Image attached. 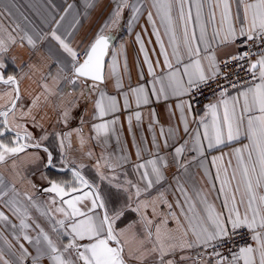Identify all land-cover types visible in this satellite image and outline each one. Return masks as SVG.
Segmentation results:
<instances>
[{
    "label": "snow or ice",
    "instance_id": "snow-or-ice-1",
    "mask_svg": "<svg viewBox=\"0 0 264 264\" xmlns=\"http://www.w3.org/2000/svg\"><path fill=\"white\" fill-rule=\"evenodd\" d=\"M115 2L116 7L109 19L91 38L81 40L75 46L74 33L81 23L78 14L67 28L62 23L74 10L72 3H68L58 14L59 19L56 18L57 14L49 13L48 31L38 29L31 22L22 27L15 20L12 21L14 27L9 31L0 21V84L7 89L0 95V99L7 97V101L0 104V164L11 158L12 167L15 168L16 158L21 154L33 155L39 160L38 152L43 151L47 154L46 166L55 167L53 153L42 143L48 139V133L37 138L29 130L27 122L30 119L34 128L42 127L36 122L32 110L38 107L45 93L60 97L71 94L59 87L61 80L71 85L73 90L82 84L81 96L85 92L89 97L95 94L92 119L101 122L92 123L95 135L91 138L102 141L105 147L108 137L115 132L117 120L104 118L120 111L118 95L123 97L124 109L130 108L132 101L139 108L148 105L152 97L157 100L175 97L183 132L189 138L179 143L177 129L169 127L165 133L161 127L164 147L173 149L171 164L183 169L185 174L188 168V163L183 159L185 152L192 151L206 159L208 150L220 151L219 156L212 157V165L216 168L215 181L219 183L218 189L215 182L211 185L210 191L215 192V198L210 199L209 191L197 186L191 177L181 182L177 176L174 204L168 201L167 189L161 190L157 186L166 179L165 169L170 167V162L166 156L160 155V144L153 134L154 151L136 145L138 163L134 169L143 187L130 180L125 181L127 187L115 184L118 190L130 194L124 206L110 209L100 186L82 174L85 165L76 160L68 161L65 141H68L67 148H70L72 133L57 132L54 135L59 140L63 157L61 163L71 177H45L48 186L43 192L48 195L47 200L41 202L27 192L22 194L14 184L9 185L0 177V205L18 220V224L13 223L4 210H0V221L14 231L19 229L17 241L22 238L35 248L33 256L20 243L17 255L12 251V244L5 239L15 258H6L4 251L0 250V264H25L29 258L31 264H42L44 259L49 264H146L150 259L152 264H177L174 259L166 258L187 249H203L196 253V257H203L204 264H264V0ZM87 6L93 8L95 5L90 0ZM125 8H130L132 12L129 28L147 12L151 35L158 45V53L155 48L152 49V54L156 56L153 61L145 41L139 33L136 34L143 64L151 78L150 89L146 87L148 81L136 86L129 85L125 89L123 76L118 70L117 54L110 50L112 35L109 29L119 24ZM17 11L15 0H0V16L7 13L11 17ZM23 19L27 21L26 17ZM14 32L19 35L21 47L26 42L34 51L47 42V54L55 58L54 64L58 69L57 74L53 75L52 65L48 66V73L42 76L43 92L32 98L26 111L19 80L15 75H4L5 55L17 43ZM238 40L241 43L237 48L243 47L245 51L228 53L224 59L218 58L217 49L234 45ZM148 43H152L151 39ZM254 48L258 50L254 51ZM109 55L111 63L106 62ZM230 64H234L235 68H230ZM28 67L37 68L35 64ZM241 69L246 79L240 78L238 70ZM123 71L130 78L126 57ZM139 75L140 79H144L142 71ZM230 75L237 77L236 83L228 79ZM49 78L53 87L47 82ZM109 78L114 80L117 95L109 94L106 87H102ZM206 88H210L216 100L205 104L202 114H193L196 97L202 95ZM232 89H235V95ZM77 105L78 101H73L71 107ZM189 115L196 124L191 130ZM134 116L137 122L141 121L140 111H136ZM70 117L71 109L66 108L61 120L66 125ZM132 118L128 116L130 128ZM153 121L159 122L155 113ZM74 131L83 147L82 128ZM6 132L14 135L4 139ZM237 144L240 146H235ZM228 147H231V152L226 154L223 149ZM29 149L36 151L29 153ZM142 151L148 154V159L142 158ZM85 155L90 158L93 152L90 150ZM225 155L229 157L227 161ZM100 159H104L103 155ZM205 159L199 160V167H204ZM117 160L122 166L129 162V157L121 155ZM96 167L101 181L108 179L111 183L117 179L116 176L108 178L99 172V160ZM109 167L115 168L114 165ZM205 175H208L207 171ZM32 187L35 188V185ZM132 189L134 193H131ZM153 189H156V195L148 198ZM142 196L145 199H141ZM216 200H220V208H217ZM161 205L167 209L166 212L160 211ZM31 209L47 218L50 231L33 219ZM149 209L151 216L148 215ZM128 211L135 212L139 220L118 229L116 222ZM170 223L174 226L170 227ZM33 228L36 230L35 236L30 234ZM245 234L250 235L254 243H235L237 236ZM225 249L228 255L224 254ZM188 259L193 258L180 257L181 261Z\"/></svg>",
    "mask_w": 264,
    "mask_h": 264
},
{
    "label": "crops",
    "instance_id": "crops-1",
    "mask_svg": "<svg viewBox=\"0 0 264 264\" xmlns=\"http://www.w3.org/2000/svg\"><path fill=\"white\" fill-rule=\"evenodd\" d=\"M16 6L19 11L11 17L5 13L0 16V21H2L3 26L9 31L14 27L12 23L15 20L20 23L21 26H25L27 22H31L38 29H43L44 31L50 30L49 21L51 19L49 13L57 14V19H59V13H62L64 7L68 3L75 5V8L63 21V26L67 28L72 22L73 17L78 14V18L81 23L78 25V31L74 33L75 39L73 40V46L79 43L81 40H87L93 36V34L109 19L112 10L116 7L115 0H91L95 5L93 8H89L87 5L90 0H15ZM130 4L137 3V0H129ZM53 6H55L53 8ZM22 14V15H21ZM132 12L130 8H125L122 14V18L118 25H113L110 27L109 32L112 35V41L110 45V50L117 54L118 70L123 76L125 89L129 85L136 86L138 83H145L146 87L151 88L150 77L147 74V67L143 64V54L139 52V45L136 42V34L139 33L142 39L145 41L146 47L149 49V55L155 61L156 56L152 54V49L155 48L158 53V45L155 44V37L151 35L152 28L147 21V12L137 20L132 28H129L128 21L131 19ZM26 17L27 21L23 18ZM63 30V29H62ZM146 30V31H145ZM17 36V43L12 45L9 51L5 55L6 68L4 70L5 77L7 75H15L19 80V87L21 95L23 97L24 110L26 111L31 105V100L37 94L43 92L41 84L44 82L42 76L46 75L49 71V65H52L51 72L53 75L57 74V67L54 64V57H49L47 54V42L40 44L37 50H33L30 46L24 42V46L21 47L19 35L13 33ZM151 39L152 43H148ZM236 44L231 46H226L217 49V56L219 59H224L226 54L235 53L237 51ZM125 57L127 59L129 75L124 74L123 66L125 62ZM13 58H15L13 62ZM162 62V57L160 58ZM106 62L111 63V55L106 58ZM29 64H35L36 69H31L28 67ZM143 72L144 79H140V73ZM159 71V69H157ZM63 74H61L62 76ZM49 86L53 87L52 81L49 78ZM59 87L65 89L70 95H65L60 97L59 95H49L45 93L42 95L39 101V105L33 108L32 113L36 118V122L42 127H33L32 122L29 119L27 126L29 130L32 131L37 138L43 135L45 132L48 133V139L42 143L49 148L53 153L55 167L46 166L47 154L43 151H39V160L36 157L28 154H21V157L16 158L17 165L15 168L12 167V159H8L6 163L0 164V177H3L4 181L9 185L14 184L16 189L22 194L27 192L33 196L37 201H45L48 199V195L43 192V189L48 186V177L50 179H70L71 173L67 168L62 166V155L59 147V140L54 135V133H65L71 132L70 137L71 147L67 148L68 141H65L66 153L68 161L76 160L77 163H82L85 167L82 169V174L100 186V191L105 197L108 207L119 208L124 206L128 202V196L130 193H126L123 190H118L114 185L121 184L124 187L128 185L125 184L126 180H130L135 184H140L139 177L134 169V165L138 163L136 157V145H141L142 147H147L149 150L154 151L152 148V136L155 134L158 143L160 144V155H164L168 158L170 162V167L165 169L166 179L157 186L159 189H167L166 196L169 202L174 204L176 196L173 194L175 190V177L179 176L181 182L189 177L195 181L196 185L203 188L205 191H209L210 199L215 198V192H211L212 183H216V188H219V183L215 181L216 168L212 165V157L219 156L221 154L218 150H208L206 153V159L198 156L197 153L192 151H187L184 154V161L188 163L187 174H185L183 169H178L175 164H171V153L173 149L171 147H164V139L160 135L161 127L164 128L165 133L167 129L172 127L178 130L179 143H183L185 139H188V135L183 132V125L180 123V113L176 109L175 105L178 100L175 97H170L168 100L161 98L157 100L152 97L150 103L145 106L137 108L134 101L131 102V107L124 109L123 107V97L118 95V101L120 104V111L114 114L106 116L105 120L116 119L117 123L114 125L115 132L110 134L108 137L107 146H103V142H97L92 139L95 134L92 131L91 125L94 122L92 119L93 115V101L96 99L95 94L91 97L85 92L83 96L80 95L83 90V85H78L75 90H73L71 85H68L64 80H61ZM106 90L111 95H117V90L114 87V80L109 78L106 85ZM7 89L4 85L0 84V95L3 94ZM235 95V90L232 91ZM47 96V99H45ZM131 99V98H130ZM216 100V99H215ZM213 100V102L215 101ZM7 101V97L0 99V104H4ZM73 101H78V105L74 108L71 107ZM205 105V104H204ZM204 105L195 106L193 104V114H202ZM71 109V117L65 125L61 120V114L66 109ZM136 111H140L142 119L137 122L134 116ZM153 113H155L158 118V123L153 121ZM132 116L131 128L129 127L128 116ZM81 117H83V123H81ZM189 129H194L196 124L193 123L192 116L189 115ZM151 124V128H150ZM77 128H82V135L84 137L85 143L81 147L79 142V137L74 131ZM202 131V129H201ZM14 134L11 132H6L4 139L12 137ZM246 143V141H244ZM171 143V141L169 142ZM206 146V142H205ZM235 146H240L239 144ZM92 151L93 155L89 158L85 155L88 151ZM29 153L36 151L33 149L28 150ZM224 153H230L231 147L224 148ZM103 155L104 159H100ZM121 155H127L129 157V162L124 163L122 166L118 164L117 158ZM143 159H148L149 156L146 152L141 153ZM228 156L225 155V161L228 160ZM205 159L204 167H199V160ZM97 160L100 161L99 172L103 173L106 177L111 178L116 176L117 179L109 183V180L101 181L97 171ZM107 161V163L105 162ZM219 163V162H218ZM109 165H114V170L109 167ZM233 165H235V160L233 159ZM207 171L208 175H205ZM35 185V188L32 187ZM143 187V184H140ZM134 193V189L131 190ZM156 195V189H153L149 194L148 198ZM178 195V194H176ZM145 199V197H141ZM133 206L135 204V197L133 195ZM217 208H220V200L215 201ZM0 210H4L7 215H9L10 220L13 223L18 224V220L11 215L7 209H4L0 205ZM160 211L166 212L167 209L161 205ZM33 219L41 224L45 230L50 231L51 226L46 217L40 216V214L35 210H30ZM148 215L151 216V209L148 210ZM139 216L133 212H126L125 216L116 222V227L125 228L127 225L133 221H138ZM170 227H173L171 223ZM0 250H3L5 257L9 259H14L12 256V251H15L18 255L19 244L23 243L29 252L34 256L35 248L24 241L22 238L17 241L16 236L20 235L19 229L15 231L11 227L6 226L4 222L0 221ZM30 234L35 236L36 230L33 228L30 230ZM5 239L10 242L13 246L12 251L9 250L8 245L5 243ZM251 243H254L253 241ZM189 250L177 251L174 256H169L166 259H174L177 264H204V261L197 262L193 259H188L181 261V256L191 257ZM30 259V258H29ZM42 264H49L47 259L42 261ZM146 264H152L151 259L146 262Z\"/></svg>",
    "mask_w": 264,
    "mask_h": 264
},
{
    "label": "built area",
    "instance_id": "built-area-1",
    "mask_svg": "<svg viewBox=\"0 0 264 264\" xmlns=\"http://www.w3.org/2000/svg\"><path fill=\"white\" fill-rule=\"evenodd\" d=\"M240 43H241V41L238 40V45H239ZM245 50H246V49L243 48V47L237 49V51H245ZM253 50L255 51V50H258V49H255V48H254ZM252 59L255 60L256 57L253 56ZM229 67H230V68H235V65H234V64H230ZM238 71H239V76H240L241 79H246V78H247L246 75H245V72H244L242 69H241V70H238ZM228 79H229L230 81H232L233 83H236V81H237V77H236L235 75H230V76L228 77ZM221 83H223V79H221ZM212 87H214V85H213ZM233 90H235V89H232V91H233ZM215 99H216V97L213 96V94H212L210 88H206V89L203 90V94H202V95H199V96L196 97V101L194 102V105H195V106L204 105V104H207V103L213 102V100H215ZM251 242H252V240H251V238H250V235H247V234H245L244 236H237V237L235 238V243H237V244H239V245H244V244H246V243H251ZM229 247H231V245H229ZM198 251H203V249H190V250H189V254H190V256L193 258V260H195V261H197V262H202V261H204V258H203V257H200V258H197V257H196V253H197ZM224 254H225V255H228V252H227L226 249L224 250ZM25 264H31L30 259H27V260L25 261Z\"/></svg>",
    "mask_w": 264,
    "mask_h": 264
},
{
    "label": "water",
    "instance_id": "water-1",
    "mask_svg": "<svg viewBox=\"0 0 264 264\" xmlns=\"http://www.w3.org/2000/svg\"><path fill=\"white\" fill-rule=\"evenodd\" d=\"M112 40H113V39H112ZM112 40H111V41H112ZM111 41H110V45H111ZM106 58H107V57H106Z\"/></svg>",
    "mask_w": 264,
    "mask_h": 264
}]
</instances>
